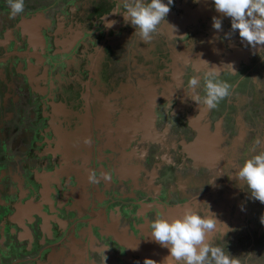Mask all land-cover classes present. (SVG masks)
Segmentation results:
<instances>
[{"label": "flooded vegetation", "instance_id": "1", "mask_svg": "<svg viewBox=\"0 0 264 264\" xmlns=\"http://www.w3.org/2000/svg\"><path fill=\"white\" fill-rule=\"evenodd\" d=\"M177 1L173 0V14L185 25L190 13L178 8ZM190 2L186 0L185 5ZM46 3L43 14L38 6L32 12L11 18L9 7L0 8V197H9L11 204L29 197L43 202L40 211H33L25 218L29 232L24 230L26 236L22 240L16 238L14 230L18 228L23 232V228L10 219L14 208L0 206V264H38L51 254L60 256L61 251L71 248V242L76 240L77 243L78 239L85 242L89 261L108 264L116 260L117 250L122 247L106 228L91 222L96 212L101 210L105 215L113 212L122 225L138 231L142 223L158 215L149 205L145 217L142 215L147 198L171 196L163 189L161 193H156L155 189L149 191L151 182L147 184L143 180L141 187L132 191L130 176L123 175L122 151L105 148L104 137H88L84 119L105 111L111 118L138 121L147 103L146 91L156 85L160 105L164 94L174 100L171 110L175 111L174 124L165 118L156 120V135L143 143L139 130L128 128L120 132L132 136L135 144L144 146L147 160L158 162L167 151L173 168L183 161L181 141L188 142L197 136L192 118L202 115L200 110L205 108L190 98L186 105L177 106L178 96H188L190 91H181L182 86L171 87L168 82L180 80L182 85L190 75L201 76L208 65L200 59L210 66H225L227 61L220 56H224L226 49H219L217 55L207 50L201 24L186 26L190 30L181 42L182 53L165 52L157 31L145 43L135 38L133 28L123 24L119 14L110 13L117 6L116 0H48ZM105 15L117 21L111 29L103 26L101 18ZM213 16L221 18V29H228L230 33L229 18L217 13L211 5L207 17ZM23 20L29 26L35 24L38 37L25 32ZM230 35L233 42L239 40L237 33ZM261 48L247 61H240L239 67L221 69L220 79L238 85L217 104V110L206 109L203 118L209 117L212 130L221 116L232 122L229 126L235 132L238 116L243 119L248 112L252 121L264 111L261 106H252L251 100L243 109L247 103L248 79L257 82L262 78L264 84V75H260L264 71L261 58L264 46ZM196 63L200 69L194 73ZM202 84L203 81L193 94L203 96ZM253 90L256 92L254 87ZM223 127L224 131L228 130L224 123ZM49 144H54L50 146L56 148L54 154L47 152ZM69 161L77 162L82 171L67 170L65 163ZM33 168L41 170L42 174H51L47 178L34 177L29 171ZM209 171L201 168L197 173L206 178ZM164 173L165 169L160 170L161 175ZM215 178L216 189L224 191L225 180ZM78 180L79 185L75 184ZM85 197L89 203L84 202ZM44 213L49 216L47 220L51 225L48 232L41 226L39 215Z\"/></svg>", "mask_w": 264, "mask_h": 264}, {"label": "crops", "instance_id": "2", "mask_svg": "<svg viewBox=\"0 0 264 264\" xmlns=\"http://www.w3.org/2000/svg\"><path fill=\"white\" fill-rule=\"evenodd\" d=\"M185 1L186 0H178L176 6L180 9L183 8L189 11L190 17L187 19V23L183 25L177 21L178 19L175 18L173 14V5H171L169 12L166 15L165 23L162 22L156 30L159 34L158 39L163 43L162 47L165 52L170 50L182 53L181 42L184 41V36L187 34V30H190V28H186V26L196 27L201 24L204 25L203 40L205 43L207 42L209 48L206 49L212 51L215 55H217L216 53L219 49H226L223 50V52L225 51L224 56L221 54L220 58L226 60L227 65L222 66L221 69L229 70L230 68H237L241 64L240 61H247L253 53L260 51V47L263 48L264 45L249 48L246 44L241 43L240 38H238L239 40H236V42H233V40L229 39L231 36L230 34L225 38V33H229L228 29H220L219 31L214 30L211 26L212 18L207 17L208 10L212 5L211 0H198V2L193 3V0H191L190 5H185ZM21 24H23L25 32L28 33L29 36L34 38L38 37V28L34 23L29 26L27 21L23 20ZM169 25H174V29L172 30ZM135 38H138V36L135 35ZM261 58L264 59V52L261 55ZM199 66L198 63L195 64V69L197 71L194 73L199 71ZM165 72L168 74L169 69H166ZM174 73H176V71ZM196 76L200 77L199 74H196ZM257 79L258 78L255 76V81H257ZM251 82H253V80L250 79L249 81L248 79L247 86L249 91L245 90L247 94L246 102L251 100L252 106L254 105L256 108L261 106L264 110V84L262 81L260 82V79L257 82H253V84H251ZM168 85L171 87H174L175 85L178 88H181L180 86H182L181 91L185 92L183 88L186 83L181 85L180 80L168 82ZM237 85L238 84H231L230 90H234L233 88L235 86L237 87ZM161 87H165L164 83L161 84ZM253 87L256 92H254ZM158 90L159 88L156 85H151L150 90L146 91L148 93L146 97L147 103H145L143 108V116L138 121H127L124 118L121 119L122 117L111 118V116H108V113L104 111L105 113H97L96 115H92L91 118L88 117L84 119V124L86 126L85 133L88 137H104L102 143L103 145L106 144L105 148L112 149L113 151H122V163L125 164V166H123V175L125 177L128 175L130 176V180L128 181L130 187H132V191H135L134 189L139 185L141 187L140 182L143 180L151 182L148 189L149 191L155 189L156 193H161L160 190L163 189L168 196H171L148 197L145 204L146 207L144 206L142 209V215L144 217L145 212L149 210V206L150 208H155V211L157 210L159 215L168 219L181 216L185 209L188 208H191L202 215H211L212 213L220 222L216 225V228L207 235L208 240L213 243V240L219 237V235H223L224 232L233 229L238 221L236 219H240L241 215L245 214V208L244 211L240 210L239 205H241V199L240 197H237V195L240 193V189L245 193L246 185L238 183L235 180L234 170L239 166L238 161L242 159L245 151L250 154L253 149L258 152L264 148V143L261 145L254 144V140L258 137L264 141V138H262L264 137V111H260L259 115L255 116L257 117L256 121L252 120L254 121L252 128L254 131L257 129V137L252 138L249 133L251 119L249 114H245V118L243 119H241L240 116L237 117L236 124L238 126L234 132L232 131L231 126H229L232 122L228 120L225 121L223 116L215 122L214 130H212L209 117H207V119L203 118L207 112L206 109L200 110V114L202 115L199 117L196 115V117L194 116L191 120L193 128L197 131V136L188 142L181 141V150L184 152L183 161L171 168V159L170 157L168 158L167 151L160 156L158 162L147 160L145 159L146 150L144 146L135 144V139L132 136H124V134L120 132L127 130L128 128H133V130L136 129L137 132L139 130L142 133L141 142L143 143L147 138H152L156 135L157 121L159 122V120L165 118L171 124H174L175 120L173 119L172 114L175 111H171L173 109L172 107H174V100H172V98L169 99V95L164 94V98L162 99L163 104L160 105L157 102L160 96L157 92ZM192 95L194 94L190 91L188 96L183 94L178 96L177 106L180 103L186 105V100ZM113 110L117 109L114 108ZM214 110L217 109L214 108ZM223 123L228 127V130H225L227 133H224ZM260 135H262V137ZM52 145L54 146V144ZM52 145H48L47 152H52L54 154L56 148L51 149L50 146ZM238 155H240L241 158H238ZM137 157L139 158L137 159ZM239 162L242 163L243 161ZM65 167L69 171L70 169L82 171L77 162L75 164H72L70 161L68 163L66 162ZM201 168H207L210 170L209 174H207L208 177L201 178L198 175L197 172L200 171ZM164 169L165 173L161 175L160 170L163 171ZM29 171H31L32 176L34 174V177L42 176L47 178L51 174L50 172L42 174L40 173L41 170H35L34 168ZM172 174H175V176L172 177ZM149 176L151 178H149ZM215 177H222L225 180L224 191H218L216 189L215 185L217 184V179ZM212 180L213 183L211 184ZM82 182L84 181H81V183ZM78 183L79 180L75 184L79 185ZM175 192L177 194H174ZM98 198L99 200L102 199V197ZM8 200L9 197H0V206H12L14 208V212L11 213L12 216H10V219L13 221L16 220L19 226L23 228V232L18 228L14 230L16 238L18 237V239L22 240V238L26 236L24 230L27 233L29 232V229L24 222L25 218H29V214L33 211H40L43 202L41 200L40 202L35 201L34 197H29L24 199L21 203L14 202L13 204L8 202ZM84 202L89 203V201L86 200V197ZM147 205L149 206L147 207ZM208 206L211 213L208 211ZM262 210V213H264V209ZM231 213L234 216L232 219L230 216ZM261 214L259 215V218ZM39 216L42 218L41 226L45 231H49L51 229V225L47 220L49 216L45 215V213ZM91 222L99 223L106 228L109 234L113 235L122 247V249L117 250L118 257L116 260H112L108 264H143L145 258H150L159 264V262L168 254L167 249L161 248L154 242H149V222L147 221L145 224H139L140 228H138V231H133L127 228V226L122 225L121 222H119V218L114 215L113 212L105 215L101 210H98L96 215L93 216ZM75 242L76 240L71 242L73 244L71 248L61 251V253L58 254L60 256L55 257L51 254L48 258L40 261L38 264H95L91 262V260L89 261L90 256H88L85 242L79 239L77 243Z\"/></svg>", "mask_w": 264, "mask_h": 264}, {"label": "clouds", "instance_id": "3", "mask_svg": "<svg viewBox=\"0 0 264 264\" xmlns=\"http://www.w3.org/2000/svg\"><path fill=\"white\" fill-rule=\"evenodd\" d=\"M7 3L10 18L24 10V0H7ZM211 3L217 13L229 18L230 33H237L242 44H246L249 48L264 45V0H211ZM116 4L117 6L110 13L119 14L121 22L133 28V35H137L140 40L147 43L152 39V34L156 32L158 26L162 22L165 23L173 0H116ZM106 16L101 18L103 26L105 29H111L117 21L109 20ZM169 26L172 30L175 27ZM211 26L219 31L221 18L213 16ZM230 33H225V38ZM200 60L208 65L207 70L200 77L190 75L183 89L194 92L203 81V96L194 94L189 98L203 105L205 109L212 110L230 94L231 85L220 79L221 66L215 64L210 66L209 62ZM262 143L264 141L259 137L254 140L255 145ZM234 178L238 183L246 185L250 200L264 205V148L244 159L235 168ZM239 207L244 211L243 204ZM218 223L220 222L214 214L202 215L191 208L185 209L181 216L171 219L158 214L148 223V229L149 242L167 249L168 254L159 264H240L236 256L226 253L224 248L208 240V233L212 232ZM260 223L264 226V213L260 216ZM143 264H157V262L145 258Z\"/></svg>", "mask_w": 264, "mask_h": 264}, {"label": "rangeland", "instance_id": "4", "mask_svg": "<svg viewBox=\"0 0 264 264\" xmlns=\"http://www.w3.org/2000/svg\"><path fill=\"white\" fill-rule=\"evenodd\" d=\"M46 1L48 0H24V8L26 11L23 12H32V10L39 6L42 8L41 13L43 14V5L48 4ZM3 2L6 4L3 5L2 0H0V8L6 10V8H8L7 0H4ZM52 11L53 9L49 11V14H51ZM262 66H264V63ZM256 70L259 69L256 68ZM263 72L264 71H262L260 75H264ZM261 81H263L262 78H260V82ZM248 103L249 101L244 104L243 109L247 108ZM256 118L257 117H255V121ZM253 124L254 121H250L249 133L252 138H255L257 137V129L254 131L252 128ZM21 134H23V132ZM260 136L262 137V135ZM255 153L256 150L254 149L251 150L250 154L245 151L242 159L239 161H244V159L251 157ZM238 158H241V156L238 155ZM239 161L238 165L241 164ZM237 197H240V202L246 209L245 214L241 215L240 219H236L238 221L233 229L224 232L223 235L218 234L219 237L213 240V244L224 248L226 253L229 252L231 255L236 256L240 260V264H264V226L263 228L261 227L259 219L260 211L264 209V205L260 204L258 201L250 200L248 198L247 188H245V193L240 189V193ZM230 216L231 219L234 217L232 213ZM257 228H259V230L256 234L254 232Z\"/></svg>", "mask_w": 264, "mask_h": 264}]
</instances>
